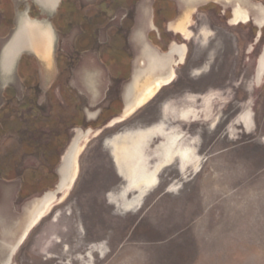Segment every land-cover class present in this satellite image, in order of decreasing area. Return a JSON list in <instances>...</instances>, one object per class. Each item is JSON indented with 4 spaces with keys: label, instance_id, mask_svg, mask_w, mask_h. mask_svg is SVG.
Here are the masks:
<instances>
[{
    "label": "rangeland",
    "instance_id": "rangeland-1",
    "mask_svg": "<svg viewBox=\"0 0 264 264\" xmlns=\"http://www.w3.org/2000/svg\"><path fill=\"white\" fill-rule=\"evenodd\" d=\"M87 1L61 0L55 12L42 13L33 0L17 6L0 0V264L4 248L17 238L7 231L14 233V223L34 202L56 191L76 130L92 132L77 159V179L65 195L59 192L11 264H264V28L256 29L253 21L234 24L224 14L230 10L199 3L186 33L176 35L171 25L186 13L183 0ZM23 14L48 20L59 36L49 78L34 56L24 55L9 76L1 66ZM140 29L143 41L136 38ZM215 29L221 37L232 34L237 47L226 41L229 56L212 66L213 53L222 56L211 48ZM103 33L108 45L100 48L96 42ZM165 45H186L191 54L203 55L204 63L173 64L174 83L160 91V98L166 101L171 92L192 87L198 96L188 93L187 107L180 109L168 104L164 115L152 102L124 118L122 96L144 70L145 47L159 55L167 52ZM129 50L137 52L133 64ZM101 68L105 82L119 84L107 96L104 85L93 102L83 76L89 70L99 75ZM222 82L225 94L215 87ZM243 98L239 115L226 116ZM185 109L190 115L184 119ZM88 113L97 116L92 120ZM160 114L161 123L151 127ZM245 114L250 129L242 120ZM170 117L175 128L168 125ZM118 119L124 122L113 126ZM171 135L178 137L179 150H192V161L173 154L159 165L155 151ZM125 138L130 145L142 139L140 146L130 147L140 155L129 157L128 164L116 157ZM133 165L139 167L136 182L159 171V185L130 189ZM178 173L180 180L174 177Z\"/></svg>",
    "mask_w": 264,
    "mask_h": 264
},
{
    "label": "flooded vegetation",
    "instance_id": "flooded-vegetation-1",
    "mask_svg": "<svg viewBox=\"0 0 264 264\" xmlns=\"http://www.w3.org/2000/svg\"><path fill=\"white\" fill-rule=\"evenodd\" d=\"M20 1L21 0H14V3L16 4V6ZM22 1L27 2V0H22ZM33 1L38 3L42 7V9H44V10H42L40 8L42 13H43V11L53 13L57 10L61 0H33ZM244 1L246 3L245 6H247V9H249L248 8L249 5H250V7L251 6L257 7L258 6V7L264 8V5H263L264 0H244ZM87 2L93 3L94 0H88ZM207 4H212L218 8H226V9L230 10V11H225L224 14H230L233 17V23H234V8L227 1H225V0L210 1ZM27 8L28 7L25 5V10H24L25 13L27 12ZM191 10H192L191 12L182 15V17L180 18L181 22H177L175 25L174 24L171 25V29L175 32H178V33H175L176 35H180V33H186L187 26L191 21L192 12L195 11L194 8ZM249 11H250L249 12L250 15H249V18H247V20H244L241 22H236L234 24L252 23V21H253L256 29L262 30L264 28V26L263 27L258 26L254 21V13H253L252 9L250 8ZM28 18L29 17L26 14H23L22 16L19 17L18 28H17L15 34L18 33L19 26H21V25L24 26L26 24V21ZM244 18L246 19V17H244ZM118 24L119 23H117V25H115V27L117 28V30H121L122 27H121V25L119 26ZM154 30L155 29H153V31ZM130 32L131 31H129V36L131 34ZM167 32L171 33V31H169V30ZM214 35H215V38H214L213 44L211 45V48L212 47L218 48V50L221 51L220 53L222 54V56L219 57L218 52L213 53V56H212V64L213 65L212 66L218 65L222 61L224 62L225 58H227L229 56V54L227 53L228 47H227V51H226V47H225L226 41H230V46L232 48H234L235 46L237 47L236 41L231 39L232 34L229 35L228 37H221L219 31H217L215 29ZM129 36L127 38V41H128L127 43L131 48V44L129 42ZM149 36H150V33H148L147 39ZM98 37H99V39H98V42H96V45L99 46L100 48L106 47L108 45L106 34L103 33L102 36L100 34H98ZM58 38H59V36H58ZM136 38H137V40L143 41L144 32L141 29L137 33ZM22 40L23 39H21V35L18 37L16 35L15 36V43H8L4 48V51L2 54L1 66L3 67V70L7 76H9L13 72V63H15V61H16L15 52L22 50V48L24 47L22 45V42H21ZM164 47H165V50L167 52L164 54L160 53L159 55L167 57L168 55H170V52L174 51V56H173L174 62L171 63L169 67L165 66V67L159 68L158 70L162 69V72L160 71L159 73H161V74H159L158 76H156L155 67L153 66L154 61L152 59L153 58L152 51H150L147 46L145 47L144 55H143L145 61L141 62V65H142V67H144V70L140 69L139 71H137V74H135V77L132 80V82L135 81V79H138L139 82H142L144 84L142 86L143 92H141V93L146 94L144 97V99L146 98V100L143 101L144 99H142L141 101H143V102L139 101L140 96H141V93L139 92L141 85L139 84V82H138L137 86L135 87V88H137L138 92L135 91V93L131 92L129 94V91L127 89L128 85H127L125 87L124 96H122V97H124V99H123V101L122 100L121 101H122V106H125L124 107L125 108L124 114H126V113L130 114V116L128 118H130L132 115H134L138 109L146 106L149 103L151 104L152 102H153V105H157L158 108H160V110H162L161 112L164 115L168 110V106H167L168 104L171 106L177 107V109H180L181 105H184V107H187L185 103L188 100L187 99L188 93L192 92L193 97L198 96L197 92H196L197 90L192 87V88H190V90L186 89L182 92L181 91H175L173 93L171 92L169 95H167V97H165V98H167L166 101H165V99L160 98V95H159L160 91L164 88L172 86V84L174 83L175 73H174V70L172 68L173 64H175V65L180 64L182 66L189 64L190 67L191 66L201 67L204 63L203 62V55H199V54L195 55L194 53L191 54V49H189L186 45L175 46L173 48L172 47L170 48L169 46L165 45ZM127 53H129V56H131L133 58V61H132V64H133L136 61V53L137 52L135 50L134 51L129 50ZM233 53H234V51H233ZM174 57H177L178 60L175 61ZM132 64L130 65L131 67H132ZM170 70H171L172 75L168 76V73L170 72ZM105 77H106V74L104 72V69H102V68L99 72V75H98V72H96L95 70H89V71H86L84 76H83V81H84L85 85L87 86V88H89V91H90L89 93L91 94V97L93 98V102H95L98 99V97L100 95V90H102L104 88V85H106V87H105L106 88V96L108 94L111 95L112 92L117 89V85L119 84V80H116V79L113 81L111 80L110 83L108 84V82H105V80H104ZM157 78L159 79L158 81L156 80ZM216 86H217V91L220 94L226 93L225 82H222L220 84L218 83L217 85L215 84V87ZM119 88L120 89L122 88L120 90V92H121L124 89V84L122 87L119 86ZM129 98L133 99L130 103L128 102V105L131 106L130 108H129V106H127V103L125 102V100L129 99ZM229 103L230 102H228V104ZM245 103H246V100L244 98H243V100H240L239 102L235 101L233 104H238V107H236V108L229 107V110H228L226 116H228V117L238 116L240 113V107H242V105H244ZM188 110L189 109H187V110L185 109L182 111V115H181L182 118L185 119L190 115V112ZM88 115H89V118L92 120H94L97 116V114H92V113H88ZM159 117L160 118H153V120H151L152 122H150L149 125L152 124L151 127L158 126L161 123V120L163 119L161 114ZM171 119L172 118L170 117V119L168 120V125L170 127L175 128L176 125L175 126L172 125V123L170 121ZM122 122H124V121L118 119L114 122L113 126L116 124H120ZM113 126H110V128H112ZM75 132H76L75 137L73 138L68 149L66 150V152L62 158L61 166L58 170L60 178H61V183H60L59 189H57L56 191H51V192L46 193L45 195H43L38 200H42L46 196L57 195V197H59L58 196L59 192L61 195H65L74 185V183L77 179V175H78L77 159L80 156L81 152L83 151L84 142H86L89 139L90 135L92 134V132L90 130H88L86 132H82L81 130H76ZM197 132H198L197 129H194L193 133L195 135L197 134ZM195 138L198 139V135H196ZM199 138H200L199 142L197 141L199 143L198 146L202 147L203 139L201 136H199ZM175 142H176V147H177L176 151H178L180 148L179 147V145H180L179 139H178V141H175ZM106 143H107V141H106ZM159 143H161V142H159ZM176 151L174 150V152H176ZM199 151H197L196 153L198 154ZM113 164H115V166H116L115 161L113 162ZM177 169H179V167ZM174 177L177 180L181 179V177L179 176V173L174 175ZM53 201L54 200L52 199L51 203ZM47 206L49 207L48 203L46 206H45V204L39 203L35 206L34 209H32L29 212V214H28L29 216L26 219L27 221L24 222L25 226H24V232H23V236H22L24 242L26 241V239L30 235L31 231L44 219L45 216H43V213H44L45 207L47 208L46 215L48 214L47 213V211H48ZM10 231L11 230L7 231V233H9ZM24 242H23V244H24ZM23 244H21V246ZM21 246H19V248L17 249V252L19 251ZM14 249H15V247L13 248V244L4 248L5 252L1 256V263H2V259L4 258L3 264H11V259H12V255L14 254L13 253Z\"/></svg>",
    "mask_w": 264,
    "mask_h": 264
},
{
    "label": "bare ground",
    "instance_id": "bare-ground-1",
    "mask_svg": "<svg viewBox=\"0 0 264 264\" xmlns=\"http://www.w3.org/2000/svg\"><path fill=\"white\" fill-rule=\"evenodd\" d=\"M186 4H187V9H186V13L191 12L194 8L196 4H207L210 1H221V0H183ZM227 1L230 5L233 6L234 8V23L236 22H241L244 20H247V18H249L250 15V11L249 9L251 8L253 13H254V21L255 23L260 26L263 27L264 26V8L262 7H250L249 5V9H247V6H245V1L244 0H225ZM184 13V14H186ZM246 17V19L244 18ZM177 22H181V19L179 18V20ZM176 22V23H177ZM175 23V24H176ZM174 24V25H175ZM26 27V28H25ZM17 35L20 36L21 35V39H23L22 45L24 46L22 48V50L15 52V59L17 61V57L19 56V54L21 53V51H23L24 49L29 50L31 53H34L39 60L42 62L43 67L46 69V71L48 72L47 75L48 77H50L51 74V69L53 67V54H54V47H55V41H56V34L53 31L52 27H50V25L47 22H39V21H32L29 18L26 21V24L23 26H19V31L17 34H15L11 41L9 43H15V36ZM152 56H153V66L155 67V72H156V76H158L161 70H158L159 68L162 67H169L171 63H173V56H174V51L170 52V55H168L167 57L165 56H159L157 55L155 52L152 51ZM52 65V66H51ZM85 74V72H84ZM171 70L168 73V76H171ZM157 81L159 80L158 78L156 79ZM139 80L135 79V81H133L132 83H130L128 85V91L129 94L131 92L135 93L138 92L137 88H135L138 84ZM140 86V90L139 92H143V83L139 82ZM145 93L142 94L140 96V100L144 99L145 97ZM133 99L129 98L126 99L125 102L127 103V106H129V108L131 107L130 105H128V102L130 103ZM146 98L143 100L145 101ZM141 101V102H143ZM130 116V114L126 113L124 114V118H128ZM243 122L246 124V126L250 129V125H249V116L248 115H244L242 118ZM142 140V139H141ZM140 139H138L137 141H135V143H132L130 145V143H128L129 138H125V141L122 142L121 144H117V148H116V157H117V161L119 163H121L124 160V163H129L128 161H130L131 159L129 157H135L140 155V152L136 149H130V147H132L133 145H139L140 146ZM178 141V137L175 138L174 135H171L167 138V143L160 146V149L163 150V157L165 160H170L173 156V154H177L176 156H182L185 159V163H188L191 160V153L192 150L186 148L185 150H177L176 147V142ZM174 150L176 152H174ZM124 153V159H122V154ZM165 162V161H164ZM130 167V166H127ZM160 167V166H159ZM138 166L137 165H133L132 167L128 168V172H129V178H131L133 180V183L131 182L130 185V189L131 188H136L138 189H142V191L148 190L150 187L154 186L156 183V174L157 172H151L149 175H147V178L145 177V179L143 180V184H141L143 187H139V184L136 183V181L134 180V175L136 174L137 170H138ZM187 168V167H186ZM160 169V168H159ZM145 188V189H143ZM148 188V189H147ZM147 192V191H146ZM52 199L55 201L58 199L57 195H53V196H46L44 199L42 200H36L33 204V206L27 211V214L25 216V218L23 219H18L14 224H15V232L12 233V230L7 233L6 235L9 234H13L15 236H17L15 243H13V248L14 249V254L17 252V249L19 248V246H21V244H23L24 240H23V232H24V226H25V221H27L26 219L28 218V214L29 212L35 208V206L39 203L41 204H45V206L47 205V203L50 205ZM48 207V206H47ZM46 210L47 208L45 207L43 216L46 214ZM46 216V215H45ZM23 240V241H22ZM12 255V259H11V263L13 260V257L15 255ZM4 263V258L2 259V264Z\"/></svg>",
    "mask_w": 264,
    "mask_h": 264
},
{
    "label": "water",
    "instance_id": "water-1",
    "mask_svg": "<svg viewBox=\"0 0 264 264\" xmlns=\"http://www.w3.org/2000/svg\"><path fill=\"white\" fill-rule=\"evenodd\" d=\"M34 3L35 4H37L41 9H42V7L38 4V3H36L35 1H34ZM42 10H44V9H42ZM26 14H28V11L26 12ZM30 19V18H29ZM31 20V19H30ZM33 21H35V20H33ZM44 22H47L49 25H50V23L48 22V20H46V21H44ZM50 27H51V25H50ZM53 29V28H52ZM54 31V30H53ZM16 32V31H15ZM55 32V31H54ZM15 34V33H14ZM14 34H13V36H14ZM56 34V33H55ZM12 36V37H13ZM12 39V38H11ZM11 39L9 40V42L11 41ZM57 40H58V37H57V35H56V41H55V47H54V50H55V48H56V42H57ZM8 42V43H9ZM24 55H30V56H34V57H36L37 59H39L34 53H31L29 50H27V49H24L23 51H21V53L19 54V56L17 57L18 59H17V61H15V63H13V71H15V69H16V66H17V64H18V62L20 61V59L24 56ZM58 175H59V172H58ZM157 177H158V183L160 182V178H159V174L157 175ZM59 178H60V175H59ZM126 182V181H125ZM60 183H61V178L59 179V184H58V187H57V189H59V186H60ZM127 186V184L124 186V187H126ZM56 189V190H57ZM59 192V191H58ZM136 193V195H135V197H134V199H136V198H138L139 196H140V192L139 191H137V192H135ZM129 194L130 193H128L127 195H126V198L127 197H129ZM146 196V194L144 195V197ZM143 197V198H144Z\"/></svg>",
    "mask_w": 264,
    "mask_h": 264
},
{
    "label": "crops",
    "instance_id": "crops-1",
    "mask_svg": "<svg viewBox=\"0 0 264 264\" xmlns=\"http://www.w3.org/2000/svg\"><path fill=\"white\" fill-rule=\"evenodd\" d=\"M170 107V106H169ZM168 107V109H170ZM177 114V113H176ZM182 115V114H181ZM164 127H165V123H164ZM165 129V128H164ZM166 143V142H165ZM165 143H163L162 145H164ZM161 145V146H162ZM156 152V154H155V156L157 157V158H160L161 159V163L159 164V165H162V164H164V163H166V162H168V161H170V160H165L164 159V157L163 156H161V154H163V150L162 149H160V146L157 148V151H155ZM224 154V153H223ZM222 154V155H223ZM165 161V162H164ZM156 169H158V166L156 167ZM153 173V172H152ZM156 174V182H157V179H158V177H157V174H159V171L157 172V173H155ZM147 178V177H146ZM141 179V180H140ZM145 179V177L144 178H139L138 177V181L136 182L137 184H143V180ZM222 179H224V177H222ZM130 180H131V178H130ZM220 180V178L218 177L217 179H216V177L213 179V184H215L216 186L218 185V181ZM127 183V182H126ZM159 185V183L157 184V183H155V185H154V187L153 188H156L157 186ZM220 185V184H219ZM221 185H224V182H222V184ZM140 187H143L142 185L140 186ZM169 192H171V191H166L164 194H170ZM134 200V199H133ZM132 200V201H133ZM131 202V201H130ZM203 217V211H202V216H201V218Z\"/></svg>",
    "mask_w": 264,
    "mask_h": 264
}]
</instances>
